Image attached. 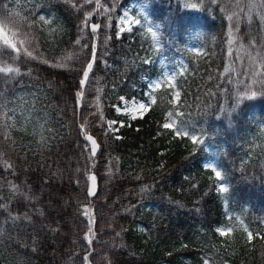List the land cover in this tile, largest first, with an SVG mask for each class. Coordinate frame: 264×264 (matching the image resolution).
<instances>
[{"label":"trees","instance_id":"16d2710c","mask_svg":"<svg viewBox=\"0 0 264 264\" xmlns=\"http://www.w3.org/2000/svg\"><path fill=\"white\" fill-rule=\"evenodd\" d=\"M15 1L0 0L23 35L0 47V68L18 70L0 92L22 108L12 124L3 97L0 264H264V0H28L24 20ZM131 3L148 16L120 35ZM151 95L143 117L117 112Z\"/></svg>","mask_w":264,"mask_h":264},{"label":"rangeland","instance_id":"374dc122","mask_svg":"<svg viewBox=\"0 0 264 264\" xmlns=\"http://www.w3.org/2000/svg\"><path fill=\"white\" fill-rule=\"evenodd\" d=\"M254 3H257V0H248V5L251 7ZM15 16H19L21 19L24 18L32 19L31 17V5L28 0H16L15 1ZM148 16V11L146 6H136V3H131L127 6H122L120 8V13L117 15V29L118 33L121 35L125 31L131 30L136 25L143 22L141 17ZM138 21V23H136ZM5 40L8 43H5ZM23 44V35L20 33L19 29L12 26V23L7 21H0V47L2 46H12L19 47ZM191 47L193 49L197 48L196 42H192ZM169 65V64H168ZM182 70L181 62L175 63V66H167L166 71L163 74V78L167 81H172L175 78V74L178 71ZM161 76L157 75L151 79L149 82V91H153L156 88L161 87ZM5 98L6 108L3 112V115L7 117L12 124L19 123L22 120V108H17L15 106L14 100H10L7 96V93H3ZM122 104L117 106V112L127 115L130 119H135L142 117L149 110L150 106L153 103V96L151 95L149 99L142 98H133L126 99L121 98ZM141 105V107H140ZM123 121H119L117 124L115 120L109 121V127L113 131L118 130V125H123ZM169 127L175 126L174 120H169L166 123ZM259 128V127H258ZM255 139L251 142L252 144L247 148V156H254L260 149L258 142ZM207 164H215L214 159H211ZM220 186V184L218 183ZM225 229H221V232H224ZM205 246H209V241H203ZM206 264H209V260L206 261Z\"/></svg>","mask_w":264,"mask_h":264},{"label":"water","instance_id":"95a60500","mask_svg":"<svg viewBox=\"0 0 264 264\" xmlns=\"http://www.w3.org/2000/svg\"><path fill=\"white\" fill-rule=\"evenodd\" d=\"M93 28H95V31H97L98 28H99V25L98 24H94ZM89 136L90 135H88L87 137H89ZM90 137L92 138V140L91 141L88 140V139L87 140L91 143V153H92L93 156H97V154L99 152V144H98L97 140L94 137H92V136H90ZM93 141L95 142L94 145L92 143ZM93 147L95 148L94 154H93V151H92ZM92 177H95V179L94 180L91 179ZM87 179H88V191H87V194H88V196L90 198H95L97 196L98 192H99V189H100L98 176H97V174L95 172H91V173H89L87 175Z\"/></svg>","mask_w":264,"mask_h":264},{"label":"snow or ice","instance_id":"6c2138e0","mask_svg":"<svg viewBox=\"0 0 264 264\" xmlns=\"http://www.w3.org/2000/svg\"><path fill=\"white\" fill-rule=\"evenodd\" d=\"M193 7H195V6H193ZM41 19H43V17H41ZM136 23H138V21H136ZM93 31H95V28H93ZM154 35V34H153ZM5 43H8V41L7 40H5ZM77 43H79V42H77ZM12 47H15L14 45H12ZM29 55H31L30 53H29ZM91 67H92V65L91 64H89L88 65V68L89 69H91ZM13 71H18V70H15V69H13V68H10V67H8V68H0V73H2V72H13ZM87 76H88V72H84V77H85V79L87 78ZM253 95H255V93H253ZM2 101H3V92H0V107H3L4 105H3V103H2ZM140 107H141V105H140ZM142 108V107H141ZM87 139L88 140H92V138L89 136V137H87ZM191 139H193V141H195L196 140V138L195 137H191ZM93 143V145L95 144V142L93 141L92 142ZM92 151H93V154H94V152H95V148L93 147V149H92ZM216 175L217 176H220L221 175V173L220 172H216ZM91 179H95V177H92ZM222 191H223V189H222Z\"/></svg>","mask_w":264,"mask_h":264}]
</instances>
